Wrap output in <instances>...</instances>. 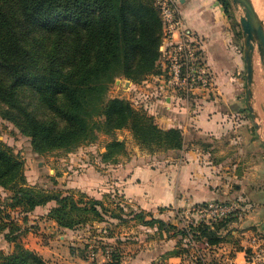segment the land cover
<instances>
[{
	"label": "trees",
	"instance_id": "trees-1",
	"mask_svg": "<svg viewBox=\"0 0 264 264\" xmlns=\"http://www.w3.org/2000/svg\"><path fill=\"white\" fill-rule=\"evenodd\" d=\"M221 1L229 14L228 1ZM162 42L161 9L155 0H0V116L29 136L41 154L73 150L104 133L110 139L102 160L118 162L127 153L126 141L116 135L121 128H129L151 153L180 150L185 144L182 128L161 127L153 114L128 98L109 96L118 77L141 83L161 71ZM0 186L12 192L8 206L21 213L55 201L48 216L63 228L101 222L108 215L128 220L122 206L116 210L84 193L77 198L29 184L25 160L1 139ZM133 217L141 225L157 226L162 235L191 234L217 245L230 237L229 223L236 215L201 221L173 234L176 225L144 209L138 208ZM24 232L0 208V234L14 245L13 250L0 249V264H49L21 242ZM177 248L172 252L178 255L187 250ZM110 256L109 264H121L115 250Z\"/></svg>",
	"mask_w": 264,
	"mask_h": 264
},
{
	"label": "crops",
	"instance_id": "crops-1",
	"mask_svg": "<svg viewBox=\"0 0 264 264\" xmlns=\"http://www.w3.org/2000/svg\"><path fill=\"white\" fill-rule=\"evenodd\" d=\"M176 4L186 27L199 39L215 80L210 89H198L189 99L180 92H168L165 101L163 96L149 100V95L157 96L163 86L165 70L159 64V73L130 87L135 89L134 95L126 98L137 97L145 103L161 127L182 128L185 144L183 149L166 152L167 156L150 159L145 153V160L133 164L134 175L122 182L137 208L164 220L170 217L169 208H186L201 201L236 202L239 209L231 235L217 245H204L205 264H210L207 252L219 256L218 264H246L251 240L264 237V146L256 130L248 124V128L242 126L247 113L242 95L245 58L241 30L233 25L221 0H176ZM94 194L99 196V191ZM46 212L40 205L27 212L28 216H17L25 229L20 238L23 244L49 264H90L71 246L74 242L69 239V229L52 221V233L56 229L57 235L41 234L39 225ZM30 224H34L33 229ZM139 226L158 230L157 226ZM154 237L143 241L142 250L126 264H185L181 255L172 252L174 247L163 252ZM13 248L0 234V249Z\"/></svg>",
	"mask_w": 264,
	"mask_h": 264
},
{
	"label": "rangeland",
	"instance_id": "rangeland-1",
	"mask_svg": "<svg viewBox=\"0 0 264 264\" xmlns=\"http://www.w3.org/2000/svg\"><path fill=\"white\" fill-rule=\"evenodd\" d=\"M229 11L228 16L231 18L233 25L240 27L237 18L241 10L229 5ZM241 38L243 42L242 34ZM244 79L245 83L242 95L246 100L244 110L247 113L245 119L247 122L242 126L243 128H248L250 126V128L254 130L258 127L261 129L264 137V66L260 63L259 58H257L256 62V82L253 100L254 108L260 115L257 118L259 126L256 125L247 106L245 74ZM134 83V81L126 77H118L109 89V96L132 97L135 89H130V87H132ZM182 95L184 94L182 93ZM156 97L159 98V96H155V94L149 95V100H156ZM163 100L165 101V98ZM130 101L135 107L149 111V107H147L145 103L139 101L137 97H134ZM116 135L119 139H124L127 145V153L121 155L118 162L110 163L102 160V153L105 151V145L110 139V136L104 133H100L96 141L83 144L73 150L59 149L41 154L33 149L29 136L23 134L13 122L0 116V139L13 147L14 151L19 153L25 160V174L29 184L37 185L41 188L44 187L50 191H61L65 194L73 193L77 198L84 193L89 197L102 199L109 208H115L116 210H119V208H117L119 206L123 207L121 212L124 217L128 219L127 221H121L120 218L110 217L108 215L105 216V220L101 222L95 220L93 222L87 221L86 223L79 224V226L74 229L67 228L69 229V239L74 242L71 243V246L77 250L79 256L88 259L90 264H100L105 260L108 254L111 255L112 250H115L119 253L121 264H126L133 256L139 254L145 242L151 240V237L155 236L154 238L157 240L163 252L168 251L171 247L175 248L176 246L178 247L177 249L182 252L185 248L187 250H184L181 254L185 264H188V260H190L192 255L201 254L202 257L196 260H198L200 264H203L205 262V247L202 241L193 239L191 234L183 236L173 233H176V231L182 227L189 228L190 225H195L201 221L207 223L217 221V219L205 220V217L201 218L197 214L195 207L198 204H205V201L196 202L186 208H169L171 211L170 217L167 215L165 219L177 227L171 229L170 233H172L173 236L162 235L158 230H147L139 226V221L133 217L134 211H138V208L136 203L131 201L127 196V186H125L122 181L126 176L132 177L134 175L133 164L140 160H145V156H143L145 153H147L148 158H150L157 157L158 155L167 156L166 152L169 151L159 150L151 153L143 149L134 138L129 128L117 129ZM256 135L259 137L258 133ZM200 142L202 146H205L203 141ZM95 181H98V184H94ZM107 182H110V184H107ZM96 190L99 191V196L97 197L94 194ZM11 193L12 192L9 190L0 186V208L4 209V212L5 210L6 212H10L12 216H14V219L17 220V216H22V213L8 206L7 202L11 199ZM49 203L51 206H47ZM49 203L41 205L47 209V212L41 217L43 222L39 225L41 234L44 236L49 234L57 235V232H59L55 229L52 233L51 223L55 220L48 216V212L50 208L55 205V201ZM26 216H28V213ZM232 221L229 224H231ZM25 223H28V220ZM30 226L31 229H33L34 224H30ZM108 226L110 230H106ZM28 228L29 227L26 229ZM21 242L23 243L22 239ZM91 249H95L97 252V260L92 258ZM166 253L167 252L164 254ZM207 255L210 264H218L216 260L219 257L218 255H213V252H207ZM111 257L112 256H110V260Z\"/></svg>",
	"mask_w": 264,
	"mask_h": 264
},
{
	"label": "built area",
	"instance_id": "built-area-1",
	"mask_svg": "<svg viewBox=\"0 0 264 264\" xmlns=\"http://www.w3.org/2000/svg\"><path fill=\"white\" fill-rule=\"evenodd\" d=\"M155 2L161 9L163 22V42L158 62L164 66L165 70L163 86L159 88L157 96L161 95L165 98L168 92H180L186 99H189L198 89H210L215 80L213 70L202 54L199 39L186 27L176 0H155ZM238 209L236 202L219 201L205 202L195 207L197 214L201 218L205 217V220L236 215ZM202 243L207 247L211 246L207 241H202ZM91 250L92 258L97 260V252L95 249ZM201 255H192L188 264H200L196 259L202 257ZM109 260L110 254L100 264H109ZM206 260L205 256L203 264L207 263ZM228 264L237 263L228 261ZM246 264H264L263 236H255L251 240Z\"/></svg>",
	"mask_w": 264,
	"mask_h": 264
},
{
	"label": "water",
	"instance_id": "water-1",
	"mask_svg": "<svg viewBox=\"0 0 264 264\" xmlns=\"http://www.w3.org/2000/svg\"><path fill=\"white\" fill-rule=\"evenodd\" d=\"M229 5L240 11L237 18L243 37V52L245 58V77L247 90V106L251 112L257 126V118L260 116L253 105L254 90L256 82V62L259 58L260 63L264 66V20L257 12L253 0H227ZM129 82V81H128ZM256 132L259 134L258 139L264 146V137L261 129L257 127ZM234 224H229L231 228Z\"/></svg>",
	"mask_w": 264,
	"mask_h": 264
},
{
	"label": "bare ground",
	"instance_id": "bare-ground-1",
	"mask_svg": "<svg viewBox=\"0 0 264 264\" xmlns=\"http://www.w3.org/2000/svg\"><path fill=\"white\" fill-rule=\"evenodd\" d=\"M253 3L260 17L264 20V0H253Z\"/></svg>",
	"mask_w": 264,
	"mask_h": 264
}]
</instances>
